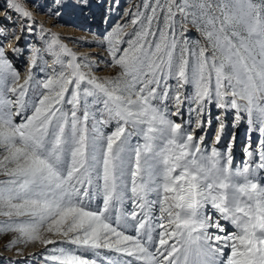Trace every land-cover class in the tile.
Returning a JSON list of instances; mask_svg holds the SVG:
<instances>
[{"label": "snow or ice", "instance_id": "snow-or-ice-1", "mask_svg": "<svg viewBox=\"0 0 264 264\" xmlns=\"http://www.w3.org/2000/svg\"><path fill=\"white\" fill-rule=\"evenodd\" d=\"M29 3L57 20L88 7L4 6L0 235L17 256L44 249L7 264H264V0H139L76 40L103 56L72 51ZM226 116L233 135L218 148Z\"/></svg>", "mask_w": 264, "mask_h": 264}, {"label": "rangeland", "instance_id": "rangeland-1", "mask_svg": "<svg viewBox=\"0 0 264 264\" xmlns=\"http://www.w3.org/2000/svg\"><path fill=\"white\" fill-rule=\"evenodd\" d=\"M46 0H35L37 4H44ZM6 0H0V22H4V6ZM139 0H115L116 7H112L113 0H88V7L69 9L68 13L62 16L59 20L55 17H49L45 15L39 8L34 7L33 4L27 5L28 9L32 12L36 21L52 33L57 34L62 38V42L68 46L72 51L78 55H105L100 47L85 46L81 43H77L76 40H87L90 43L100 34L108 29L112 28L115 24L122 22V17L126 18V13L134 5L138 4ZM7 23V22H5ZM190 32L196 35L195 29L189 25ZM131 29H129L130 31ZM75 38V39H71ZM28 39L35 42L36 37L29 36ZM19 45L23 47L24 39L21 38ZM17 42L11 41L9 44V54L12 47H16ZM24 55H27L25 53ZM10 58L11 55H10ZM13 59L14 65L21 70L23 74L24 56H16ZM114 70L105 69L102 72H98L97 75L108 76L113 73ZM216 108H211V116L213 117V124L208 128V133L211 134L215 127V116L217 114ZM19 119V118H17ZM175 119V117H174ZM179 122V120L177 121ZM232 119L230 116L225 117V133L221 138L220 144L216 145L218 148L226 146L229 140L232 138L233 129L231 128ZM248 127L241 121L235 128L234 135L238 138L236 143L232 144V155L234 164L244 159V149L248 143ZM208 140V136L205 137ZM257 134L251 133V144L256 146ZM0 219H3L0 217ZM12 239V234L0 235V264H7V261L18 262L25 257H30L32 254L42 252L43 246L39 244L29 245L23 249V256L16 255V249L6 250V244ZM53 247L52 245L48 246ZM7 258V260L5 259ZM29 264H34L33 260H29Z\"/></svg>", "mask_w": 264, "mask_h": 264}, {"label": "bare ground", "instance_id": "bare-ground-1", "mask_svg": "<svg viewBox=\"0 0 264 264\" xmlns=\"http://www.w3.org/2000/svg\"><path fill=\"white\" fill-rule=\"evenodd\" d=\"M238 141V138L237 137H235V139H234V143H236Z\"/></svg>", "mask_w": 264, "mask_h": 264}]
</instances>
